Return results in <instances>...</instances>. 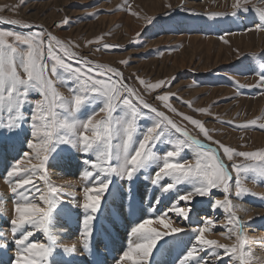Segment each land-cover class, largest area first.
I'll list each match as a JSON object with an SVG mask.
<instances>
[{
  "label": "snow or ice",
  "instance_id": "obj_1",
  "mask_svg": "<svg viewBox=\"0 0 264 264\" xmlns=\"http://www.w3.org/2000/svg\"><path fill=\"white\" fill-rule=\"evenodd\" d=\"M249 2L250 0H234L231 15L252 12L253 9L247 7ZM255 11L260 22L254 28L256 31H264V10ZM219 15L221 14H210L212 18ZM62 23L67 24V18ZM0 24L32 28L28 23L6 17H0ZM248 30L251 31L252 28ZM74 47L77 46L71 41L61 40L44 31L23 33L0 30V130L11 136H19L21 131H25L23 125L29 122L26 108L30 113L31 129V138H26L29 151H23L21 158L14 160L4 177V183L8 185L13 197V215L8 223L16 253L11 258V264H58L53 259L54 255L61 254L57 249H62V254L69 256L77 252L75 244L62 245L55 238V221L64 211L61 208L63 200L59 196L64 188L54 185L48 173V169L53 166L52 162L62 153L73 150L95 157L83 161L89 167L82 171L81 176L91 186L84 187L83 202L75 204V207L82 208L85 213L80 233L84 252H88L92 246L93 223L99 218L105 193L111 194L110 186L115 182L114 177L132 184L139 178V174L147 173L155 166L151 184L154 188H159L162 194L157 196L156 203L161 202L164 194L175 193L176 199L170 208L154 220L145 219L131 229L136 242L129 244L116 264H153L156 254L154 250H160V242L165 237H180L185 233L182 227L173 226L169 213H175L177 218L190 220L192 209L181 206L180 202H192L196 197L209 198L213 211L225 214L227 222L221 226L227 230L221 236L225 239L235 236L236 242L228 245L207 238L208 234L214 232L216 221L206 217L197 228L191 230L192 235L188 237L189 241H194L191 246L185 244L183 239L178 240L186 248L178 264H208V258L211 257L219 264H224L220 250H223V257H228V264H251L253 253L246 241L245 225L236 215L237 211L243 210V205L234 203L232 188L235 187V197L243 199L250 194L243 186L244 180H264V150L238 152L213 140L202 121L183 116L210 143L193 137L149 103L137 88L125 83L123 73L117 68L97 64L87 58L80 59L79 54L72 50ZM70 61H76L79 66H73ZM121 63L126 64L127 61ZM261 68L264 69V65ZM258 75L260 79L257 86L264 87V71ZM139 84L145 93H151L167 87L170 81L149 83L141 79ZM58 86L67 87L69 95H63ZM32 93L38 94L40 98L32 99ZM172 95L164 93L157 95L156 99L175 113L176 109L169 103ZM145 109L148 110L147 113L143 111ZM85 110H88V114L81 119ZM149 114H153L150 117L153 122L141 134L138 122ZM255 123L256 121H250L237 127L247 128ZM260 127L264 128V125ZM2 135L0 132V137ZM20 143L24 145V141ZM160 145H165L166 148L162 149ZM193 146L196 149L194 159L185 160L182 152ZM237 156L259 163L233 164L229 170L224 157L231 161ZM38 184H42L43 188ZM180 185L190 187L180 194ZM213 189L220 190L223 199L213 200ZM129 194L132 196L129 204L132 209L135 193L130 190ZM6 212L4 202L0 200V217ZM152 223L163 230L151 227ZM34 231L43 233L47 238L46 242L30 240ZM7 247L4 234L0 233V250H6ZM63 264L72 262L63 261Z\"/></svg>",
  "mask_w": 264,
  "mask_h": 264
},
{
  "label": "rangeland",
  "instance_id": "obj_2",
  "mask_svg": "<svg viewBox=\"0 0 264 264\" xmlns=\"http://www.w3.org/2000/svg\"><path fill=\"white\" fill-rule=\"evenodd\" d=\"M233 2L234 0H23V2L0 0V9H3L0 10V17L17 19L32 25L31 29H26L0 24V30L23 33L44 31L61 40L71 41L77 46L72 50L79 54L78 58H87L94 63L117 68L123 73L125 83L137 88L149 103L164 112L193 137L210 143L199 133V129L183 119V116L202 121L213 140L219 141L220 144L238 152H255L264 150V128L260 127L264 125V87L257 86L260 79L258 73L264 71L261 68V65H264V46L258 36H263L261 39L264 43V31H256L254 28V25L260 22L255 10H264V0H250L247 7L253 11L237 16L231 15ZM211 13L221 15L212 18ZM65 18L68 20L67 24L62 23ZM250 27L251 31L248 30ZM242 36L245 37L242 39L240 38ZM244 39H247L249 44H246ZM89 41L93 43L89 44ZM104 45L113 47L105 48ZM70 62L73 66H79L76 61ZM141 79L149 83L165 80L170 81V84L154 92L145 93L139 84ZM58 90L65 96L69 95L67 87L58 86ZM164 93L173 94L169 103L176 109L175 113L156 99L157 95ZM31 98L40 97L32 93ZM199 109L207 111L200 112ZM143 111L148 112L146 109ZM25 113L29 122L23 125L25 131H21L19 136H11L8 132L0 130L3 133L0 137V148L12 147L13 143L19 144L17 159L21 158L23 151H29L26 147V138H31V129L30 113L27 108ZM87 114L88 110H85L80 118H86ZM151 115L153 114L144 116L138 122L141 134L152 124ZM99 118L100 116L97 117ZM250 121H256L255 125L247 128L237 127ZM175 135L179 136V133ZM21 141H24L23 146ZM159 147L166 148L165 145ZM189 152H193L195 156V146L185 148L181 154L185 160L191 161L194 157H191ZM220 153L222 155V149ZM88 158L95 159L94 156H85L73 150L70 153H62L56 161L83 162ZM14 160L8 161L11 162L9 168L0 175L1 183L5 187V193L0 188V200L7 205L5 221L0 227L1 231L6 233L4 239L8 242L7 249L0 250L2 264H11V258H14L16 253V245L8 223L13 215V197L8 185L4 183V177ZM224 162L229 165V170L233 164L259 163L238 156L231 161L224 157ZM50 168L48 173L52 183L64 188L59 193L63 200L61 208L64 209L61 213L76 210L75 218L80 222L79 229L78 227L74 229V236L68 235L71 244H60L76 245L77 252L71 255L75 260L100 264L101 256L110 261L107 264H116V260L125 249H120L118 254L112 253L106 243L107 240L96 239L99 230L97 225L100 223V216L109 193H105L102 210L98 213L99 218L93 223L92 246L88 252H84L80 243L84 210L75 207V204L83 202V189L91 185L82 179V173L68 180L59 174H52ZM154 171L155 166L147 173L139 174V178L132 184L114 177L115 182L110 186V192L119 189L123 194L132 197L129 194L130 190L135 192L138 185L143 184L146 186H144L146 189H143L146 190L145 201L151 208L154 203V192L160 190L151 184ZM232 175L235 177V172ZM243 186L250 192L243 199H237L235 187L232 188L234 203L243 205V210L237 211L236 215L245 225L246 241L253 253L251 264H264V257H258L259 253L264 254V180L258 179L254 182L252 179H246ZM189 187L178 186L180 194ZM167 196L176 199L175 193L164 194L163 198ZM212 199H223V193L213 189ZM137 201L135 197V203ZM180 203L181 206H189L192 209L191 219L184 220L177 218L175 213H169L173 226L182 227L185 233L191 236L192 229L197 228L206 217H211L216 221V227L207 238L228 245L236 242L235 236L231 239L221 236V233L227 230L221 226L226 224V216L222 211H213L209 198L196 197L192 202ZM159 204L162 208L169 206L166 201ZM152 224V227L163 230L159 225ZM171 238L174 237H165L161 242L165 243ZM46 239L39 231H34L33 237H30L33 241L46 242ZM57 252L61 254L54 255L53 259L57 262L67 261L62 257L68 259L69 255L62 254V249H57ZM220 252L224 264H228V257H223V250ZM92 256H96L95 259H92ZM68 261L72 259L69 258ZM214 262L219 264L214 257L208 258V264Z\"/></svg>",
  "mask_w": 264,
  "mask_h": 264
},
{
  "label": "bare ground",
  "instance_id": "obj_3",
  "mask_svg": "<svg viewBox=\"0 0 264 264\" xmlns=\"http://www.w3.org/2000/svg\"><path fill=\"white\" fill-rule=\"evenodd\" d=\"M244 37L245 36H242L240 38L243 39ZM259 38L261 44L264 46L263 40L261 39L263 38V36H258V39ZM243 41H246V44H249V41L247 39H244ZM19 148L20 146L18 143H13L12 147L9 148H0V175H3L4 172H6V169L9 168L11 162L8 163V161L17 159L19 157ZM189 155L191 157H194L193 152H189ZM52 163L53 166L52 168H50L52 169L51 173L56 175L59 174L61 177L67 178L68 180L69 178L77 177L80 173H82L85 168L89 167L83 162L77 161L64 160L54 161ZM1 179L2 178L0 177V188L5 193V187L2 185ZM40 186L43 188L42 184ZM144 186L145 185L143 184H139L137 189H135L134 193L138 201L136 203L134 202L132 209H130L129 207L130 202H132V197L123 194L119 189L112 190L110 192L111 194H108L107 196L105 207L100 216V223L97 225L99 230L96 239L104 241L107 240L106 243L110 246V251L112 253L118 254L119 250L122 248L127 250L130 243L136 242V238L131 235V229L145 219L154 220L156 216L170 208L172 202L175 201V198L171 196L163 198L161 201H166L169 206H164L162 208L160 204L156 203L157 196H161L162 194L160 190H155L153 197L154 203L153 206L150 208V205H147L145 201L146 190L143 189H146V186ZM4 206L6 207L7 205L4 204ZM84 214L85 213L83 212L82 217H84ZM75 215L76 210H71L65 214L60 213L57 216L55 221L54 235L58 243L71 244V240L68 239V235L71 234L74 236V229L76 227H78L79 229L80 223L78 222L79 220L76 221ZM5 217L6 215L0 217V226L2 225V223H4ZM150 226L152 227L153 224H151ZM0 233H3L4 236H7L5 235L6 233L4 231H1V227ZM100 234L102 236H100ZM188 237L189 234H184L180 237L171 238L166 243L160 242V250H154L156 254L153 257V264H178L179 258L186 251L184 244L178 243V240L183 239L185 244L191 246V243H193L194 241H189ZM258 255V257L260 258L264 257L263 253H259ZM1 257L2 256H0V258ZM95 257L96 256H92V259H95ZM99 257L101 259L100 264H107L110 262L106 257ZM69 258L72 259V264H92V262L75 260L71 256H69L68 259L66 257H62V259H66L67 261L69 260ZM58 264H63V261H59Z\"/></svg>",
  "mask_w": 264,
  "mask_h": 264
}]
</instances>
